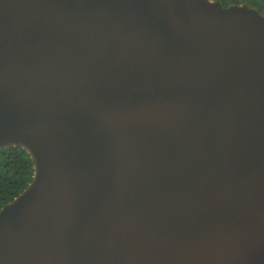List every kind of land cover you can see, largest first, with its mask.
Instances as JSON below:
<instances>
[{"label":"water","instance_id":"water-1","mask_svg":"<svg viewBox=\"0 0 264 264\" xmlns=\"http://www.w3.org/2000/svg\"><path fill=\"white\" fill-rule=\"evenodd\" d=\"M35 180L0 264H264V17L212 0H0V147Z\"/></svg>","mask_w":264,"mask_h":264},{"label":"trees","instance_id":"trees-1","mask_svg":"<svg viewBox=\"0 0 264 264\" xmlns=\"http://www.w3.org/2000/svg\"><path fill=\"white\" fill-rule=\"evenodd\" d=\"M223 7L246 6L264 17V0H212ZM36 160L22 144L0 147V211L20 197L35 180Z\"/></svg>","mask_w":264,"mask_h":264}]
</instances>
